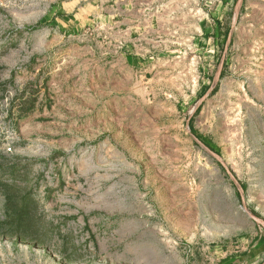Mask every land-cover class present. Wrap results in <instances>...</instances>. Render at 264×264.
I'll return each instance as SVG.
<instances>
[{"label": "rangeland", "instance_id": "obj_1", "mask_svg": "<svg viewBox=\"0 0 264 264\" xmlns=\"http://www.w3.org/2000/svg\"><path fill=\"white\" fill-rule=\"evenodd\" d=\"M222 2L198 71L0 0V264H264V0Z\"/></svg>", "mask_w": 264, "mask_h": 264}, {"label": "crops", "instance_id": "obj_2", "mask_svg": "<svg viewBox=\"0 0 264 264\" xmlns=\"http://www.w3.org/2000/svg\"><path fill=\"white\" fill-rule=\"evenodd\" d=\"M32 7H43V11L35 22L46 21L55 24L57 32L63 35L90 36L92 32L103 30L104 38L109 45L119 38L126 39L124 44L118 42L113 47V54L118 50L126 53L136 42L135 39L159 35L166 32L167 38L173 35L184 36L187 45H183L178 53L194 61V68L186 61L183 67L204 70L206 58L213 50L207 48L211 39L207 35L211 24L221 26V17L211 15L209 8H219L222 0H25ZM193 2L196 5H193ZM210 14H212L210 12ZM165 24L164 30L161 28ZM218 30V29H216ZM217 32V31H216ZM173 34V35H172ZM215 37H218L216 33ZM176 39V37H175ZM207 40L205 47H192L193 41ZM213 49V48H212ZM76 50V48H75ZM78 51L84 49L77 48ZM109 50V49H108ZM107 53H112L111 50ZM174 53V51L172 52ZM119 54L123 55L121 52ZM137 54V53H135ZM204 60V62H203ZM179 64V69H182ZM204 66V68H203ZM224 263H226L224 261Z\"/></svg>", "mask_w": 264, "mask_h": 264}, {"label": "water", "instance_id": "obj_3", "mask_svg": "<svg viewBox=\"0 0 264 264\" xmlns=\"http://www.w3.org/2000/svg\"><path fill=\"white\" fill-rule=\"evenodd\" d=\"M248 214H249V216L251 217V218H253L254 220H256V221H258V219L257 218H255V216H253L252 214H250L249 212H247Z\"/></svg>", "mask_w": 264, "mask_h": 264}, {"label": "built area", "instance_id": "obj_4", "mask_svg": "<svg viewBox=\"0 0 264 264\" xmlns=\"http://www.w3.org/2000/svg\"><path fill=\"white\" fill-rule=\"evenodd\" d=\"M7 150H8V151H10V149H9V148H8Z\"/></svg>", "mask_w": 264, "mask_h": 264}]
</instances>
